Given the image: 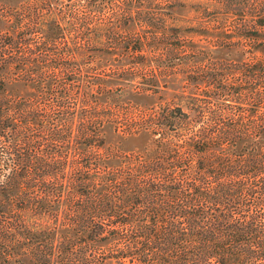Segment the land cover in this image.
<instances>
[{
  "label": "trees",
  "instance_id": "trees-1",
  "mask_svg": "<svg viewBox=\"0 0 264 264\" xmlns=\"http://www.w3.org/2000/svg\"><path fill=\"white\" fill-rule=\"evenodd\" d=\"M46 2L0 43V264H264V0L196 3L187 33L180 0ZM91 43L122 69L66 60ZM12 81L31 93L5 99Z\"/></svg>",
  "mask_w": 264,
  "mask_h": 264
},
{
  "label": "rangeland",
  "instance_id": "rangeland-1",
  "mask_svg": "<svg viewBox=\"0 0 264 264\" xmlns=\"http://www.w3.org/2000/svg\"><path fill=\"white\" fill-rule=\"evenodd\" d=\"M46 1H50L53 5H58L62 2H67L70 0H0V43H1V38L3 35L6 36H12V39H15L18 34H22L21 30L17 28L16 26V21L21 20L23 22V25H25L26 22H30L32 20L41 22L44 21L45 18L48 16V10L46 9L47 7ZM181 1V6L180 7H175L174 11L175 13L173 14L174 18L169 20V29H177L181 31L180 33H187V25L191 24L195 20L194 17L196 15V10L195 4L202 2L204 0H180ZM59 6H57L58 8ZM56 8V10H57ZM192 22H188V21ZM41 33L36 32L32 36V46L37 45L39 41H41ZM184 35V34H183ZM187 35L185 36H180L179 39H176L175 37L170 38L169 37V42H178V41H183L187 39ZM70 45L72 46L71 40H67L60 42L59 46L61 45ZM36 48V47H35ZM36 48L34 51L37 53H41L40 49ZM6 51L10 50V47L5 44L0 46V52L1 51ZM81 51V50H80ZM74 55L73 59H66L68 61H81L84 62L86 65H95L96 66V73H101V72H108V73H116L117 71H120L122 68H117L118 66L116 63L120 62L121 60V55L118 53L116 49L109 48L107 45L103 44H95L91 43L86 46L85 54H77V53H71ZM223 53L221 51L217 52V55H222ZM177 54H174L173 59L165 56V55H155L151 56L150 54H140L139 52L129 54L128 58L126 59L129 61L133 60H142V61H154V60H160L161 62H172L176 61ZM90 63V64H89ZM150 66H141V68L136 69V67L131 66V65H125L123 69L129 70V71H136L137 72H143L149 69ZM157 69V68H156ZM101 71V72H100ZM166 76H159V91L158 94L160 98L168 102L169 104L172 103H180L182 104L183 101L179 99L178 95L180 91L183 89V85H185L187 80L185 79V75L179 72H174L172 74V71L174 70H166V71H161L162 74L169 73ZM176 71V70H175ZM114 75V74H113ZM115 77V76H114ZM134 80L132 81L135 83L139 77L133 78ZM119 81L121 80L120 78L118 79ZM117 78H113L112 81H118ZM122 81V80H121ZM107 85L113 87H119V84H112L111 82H108L107 80ZM191 85V84H190ZM188 89H191L188 87ZM31 88L27 84H21L20 82H6L3 85V92H4V98L5 99H16L19 96L22 98L26 97L31 93ZM197 91V90H196ZM0 97H2L0 95ZM158 99V98H156ZM141 144V139L138 138H133L128 140L125 143V146L128 148H136V146H139ZM109 264V263H108Z\"/></svg>",
  "mask_w": 264,
  "mask_h": 264
}]
</instances>
